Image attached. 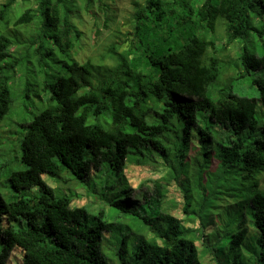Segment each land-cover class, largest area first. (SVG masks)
<instances>
[{"label":"trees","instance_id":"16d2710c","mask_svg":"<svg viewBox=\"0 0 264 264\" xmlns=\"http://www.w3.org/2000/svg\"><path fill=\"white\" fill-rule=\"evenodd\" d=\"M95 1L106 7L103 0L0 3V73L45 76L48 95L47 105L23 125L19 161L25 168L9 175L14 191L34 186L38 194L19 193L9 201L0 195V264H7L15 248L21 249V264H107L100 246L103 233L112 229L102 218L106 212L99 210V217L87 222L85 206L71 204L72 197L63 192L55 194L56 188L41 177L63 172L84 183L96 200H108L116 217L128 219L120 225L127 229L116 240V250L112 247L120 264H201L196 240L204 241L217 264H264V188L259 180L264 120L255 117L257 100L264 105V75L252 80L257 98L237 95L229 84L217 90L215 99L207 93L221 73L217 55L236 38L256 34L261 39L260 53L243 46L239 60L245 72H264V0L134 1L131 31L119 46L111 43L101 53L111 64L77 56L86 51L79 13L91 11ZM12 46L20 47L23 56L13 54ZM222 72L226 78L227 70ZM12 102L1 80L0 122ZM223 132L226 139L214 138ZM209 151L223 167L215 177L227 180L233 169L243 187L248 184L246 199L239 201L247 210L239 221L230 213L234 219L211 241L204 239V222L214 200L222 199L211 197L239 196L221 192L223 181L212 186L198 157ZM187 158L199 163L195 179L182 167L176 169ZM130 162L160 164L150 191L132 193L122 174ZM168 185L180 193L182 216L200 224L188 226L165 209L172 196ZM110 193L115 197L107 199ZM131 195L142 200L136 203ZM246 224L254 227L259 250L244 258L239 247Z\"/></svg>","mask_w":264,"mask_h":264},{"label":"rangeland","instance_id":"374dc122","mask_svg":"<svg viewBox=\"0 0 264 264\" xmlns=\"http://www.w3.org/2000/svg\"><path fill=\"white\" fill-rule=\"evenodd\" d=\"M103 1L105 2L106 7L101 9V4L95 1L93 2L91 11H82L79 13L81 20L78 23V29L83 32L82 34L86 51L77 56L78 58H81V56L88 54L90 56H94L95 62H108V64H111L109 63L110 60L107 58L104 60L101 59V53H104L107 46L111 43H115L116 46H119V44L124 40L126 33L131 31L133 24V2L136 1L138 4H142L143 0ZM2 2L3 0H0V3ZM28 6L34 7V4L32 3ZM221 30L222 28L219 26L218 31L220 32ZM96 31H98V33H96ZM208 35L216 39V37H213L211 33H208ZM219 37H221V35H219ZM260 42L261 39L258 38L256 34H250L246 38H236L228 46L221 48L220 53L217 55L220 61L219 64L221 67V73L217 80L211 82L208 85L207 93L209 94L210 98L215 99L217 97V90L225 84H229L231 91L237 95L251 98L258 97V91L255 85L252 83V80L257 76L264 75V72L260 70H249L248 72H245L240 64L239 54L243 46L260 53ZM123 45L125 44H122V46ZM19 48L20 47L12 46L11 52L13 54L16 53L15 55L17 56H23L21 55V52H19ZM118 50H120V48ZM7 59H9V57ZM51 65L54 67L52 70L56 71V64ZM225 69L227 70L226 78L223 77L224 73L222 72ZM37 74L38 73H31L28 76H10L12 75L11 73H0V81L4 80L6 82L13 101V106L11 103L10 109L0 122V195L6 201H9L10 199L12 200V197L19 193L24 195V197H32L34 194H38V188L34 186L27 190L20 189L19 191H14L9 182V175L11 172L20 171L25 168V166L19 161V144L25 131L23 125L30 121L31 117L35 113L47 105L46 98L48 95L47 92L43 90L45 76H36ZM57 77L58 76H55V78ZM25 92L29 95L25 96ZM17 93L20 94L21 98L16 99ZM255 117L260 121V123H262L264 120V105L260 100H257ZM230 135L232 138L236 137L234 134ZM227 137L228 134L225 132L222 133V137L220 138L218 134L214 135L215 139H226ZM211 148H215V144L211 145ZM198 157L200 162H203L204 160V170L205 173H208V178H213V187L215 184L223 181L226 187L219 185V190H221V192L237 194L239 196L230 197L219 194L217 196L211 197V200L222 197L221 200H214L211 207V214L208 213L206 221L204 222V239L206 237L208 241H211V238H214L212 236L215 235L218 230H221L227 220L234 219L231 216L233 213L237 214L236 219L239 221L240 213L247 210L246 206L242 203H239V201L246 199L248 195L246 187L248 184L244 182L243 187V185L239 182L241 175H236L234 172H232L233 169L231 168V177H228L227 180H223L221 177H215L216 175H220V173L223 171V167L216 159L214 151H209L208 155L204 156L198 153ZM184 162L185 165H176V169L182 167V171L186 170L190 178L195 179L196 177H192V174L195 170L199 169V163H193L188 158L185 159ZM154 164L150 166L130 162L125 166L122 174L125 176L129 187L132 189V193H141L139 190H151L153 186V180L161 174V172L157 171L156 169H159L160 164ZM262 170L263 172L261 175L259 174V180L261 187L264 188V169ZM69 176H67V172H63L61 177H53L49 174L41 175L42 179L49 186H51L54 190L56 188L55 194L63 192L64 194L72 197L71 204L76 206H85L87 211V222H94L97 219V216L99 217V210L102 209L106 212V216L102 218H106V221L112 224V229L103 233L100 240L101 250L107 264H120L114 250H116V240H118L120 237V233L127 229V226L120 225L122 222L127 223L128 219L116 217V215L112 214L114 211L111 209V205L109 204L108 200H96L95 196L91 195V193L87 192V190L84 188V183L81 184L76 182ZM167 187L169 188V192L172 191L171 195L173 197L171 196L170 199L166 200L165 209L168 212L173 213V215L176 217L184 220V224L188 226H197V222L199 221L198 219L190 220L187 217L182 216V199L180 198V193H174L177 190L172 188V186L168 185ZM208 189H211V187ZM105 197L107 199L115 197V193H110L105 195ZM132 198H134L136 203L142 200L141 196L137 197L131 195V199ZM104 203H107L108 206H104ZM230 213L232 214L229 215ZM246 228V237L239 247L241 249V256L244 258L250 254L252 255L254 249L257 251L259 250L255 243L256 231L254 227L251 224H246ZM144 233L146 236H150L146 229H144ZM202 244H204V241L201 242L200 240H196V245L200 252L201 264H217L213 260V255L206 251ZM112 247H114V250ZM20 258L21 249L15 248L9 255L7 264H21ZM128 259L130 262H133L132 256H128Z\"/></svg>","mask_w":264,"mask_h":264}]
</instances>
